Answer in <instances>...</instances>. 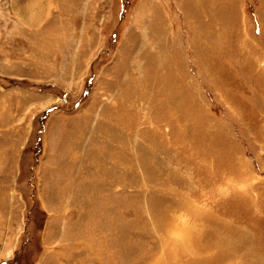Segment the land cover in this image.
Returning a JSON list of instances; mask_svg holds the SVG:
<instances>
[{
    "label": "rangeland",
    "instance_id": "obj_1",
    "mask_svg": "<svg viewBox=\"0 0 264 264\" xmlns=\"http://www.w3.org/2000/svg\"><path fill=\"white\" fill-rule=\"evenodd\" d=\"M92 240L264 264V0H0V264Z\"/></svg>",
    "mask_w": 264,
    "mask_h": 264
},
{
    "label": "crops",
    "instance_id": "obj_2",
    "mask_svg": "<svg viewBox=\"0 0 264 264\" xmlns=\"http://www.w3.org/2000/svg\"><path fill=\"white\" fill-rule=\"evenodd\" d=\"M99 231V230H98ZM103 231V230H102ZM105 233H108V229L104 230ZM86 233V231H85ZM96 233V232H95ZM112 235V232H110ZM113 236V235H112ZM102 237V236H100ZM94 241V240H92ZM89 243L86 250L83 252H79L80 254V262L76 261V252H71L69 249L67 251V248L64 250L63 255V262H59V258H57V263L59 264H119L118 262V254H119V247L117 245V242L114 244L112 241L106 243L105 248L102 249L100 247L101 243H95L92 242ZM99 245V248L97 247ZM82 253V254H81ZM103 254H109L106 257L103 256ZM85 255V256H84ZM88 256V257H87ZM106 258L104 261L103 259ZM38 264H42L39 262Z\"/></svg>",
    "mask_w": 264,
    "mask_h": 264
},
{
    "label": "bare ground",
    "instance_id": "obj_3",
    "mask_svg": "<svg viewBox=\"0 0 264 264\" xmlns=\"http://www.w3.org/2000/svg\"><path fill=\"white\" fill-rule=\"evenodd\" d=\"M169 224V223H168ZM173 227V225L171 224V225H169V227L167 228V230H166V232H172V233H176V232H182L181 233V238L183 239V240H181V244L182 245H188V246H185V249H182V251H183V253H186L187 252V250H189L190 249V243L192 242V240H193V238H194V234L191 232L190 234H189V231L188 230H183V227H178L177 229H175V227L174 228H172ZM171 233V234H172ZM230 240V239H229ZM176 242L177 241H175V242H172L171 243V245L170 246H176ZM229 243V242H228ZM192 246V245H191ZM230 248V247H229ZM187 249V250H186ZM198 253V251L196 252V250H194V254H197ZM230 260L232 261V257L230 258ZM228 261V260H227Z\"/></svg>",
    "mask_w": 264,
    "mask_h": 264
}]
</instances>
